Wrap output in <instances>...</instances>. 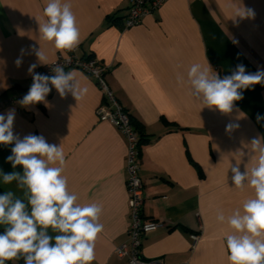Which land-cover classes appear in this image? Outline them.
<instances>
[{
    "label": "crops",
    "instance_id": "crops-1",
    "mask_svg": "<svg viewBox=\"0 0 264 264\" xmlns=\"http://www.w3.org/2000/svg\"><path fill=\"white\" fill-rule=\"evenodd\" d=\"M62 2L71 4L80 30V42L70 51L41 39L38 21L46 19L47 0H0V101L5 100L0 114L14 110L13 132L20 139L39 135L61 146L63 175L76 203L102 206L104 229L91 264H128L116 252L128 241L131 225L125 135L97 118L102 91L92 75L78 68L66 70L88 89L78 101L71 93L62 97L51 85L44 102L8 101L30 87L31 64L42 68L73 51L109 67L110 88L143 134L142 216L165 223L144 236L143 256L162 258V264H229L227 217L254 195L250 187H234L231 167L238 165L243 172L255 163L258 154L250 142L264 139V120L257 121L258 114L264 116V83L241 90L243 98L224 114L204 107L192 94L187 73L194 63L210 66L220 78L238 65L248 73L264 70V0H167L128 29L123 28L128 0ZM242 8L253 15L238 16ZM31 46L41 47L46 64ZM17 58H22L19 66ZM229 123L238 127L226 131ZM13 146L0 144V172L22 173V166L13 169L7 161ZM9 190L24 199L15 182L4 185L0 177V194ZM218 212L225 222L216 220ZM192 233L200 234L195 246Z\"/></svg>",
    "mask_w": 264,
    "mask_h": 264
},
{
    "label": "clouds",
    "instance_id": "clouds-1",
    "mask_svg": "<svg viewBox=\"0 0 264 264\" xmlns=\"http://www.w3.org/2000/svg\"><path fill=\"white\" fill-rule=\"evenodd\" d=\"M46 19L39 23L41 39L51 42L58 50H72L80 42V30L70 3L62 0H47L44 7ZM238 16L253 15L251 9H240ZM40 63L46 64L45 53L31 46ZM24 49H21V57ZM17 66L22 58H17ZM38 65L28 68L32 84L22 98V105L44 102L54 87L63 97L71 93L78 101L88 89L76 80L73 72L63 66L52 68L54 75L35 73ZM208 67L199 63L191 65L187 73L192 94L204 107L218 109L228 114L234 102L243 98V89L264 83V70L248 73L238 65L229 76L220 78ZM183 84V77H177ZM14 110L0 114V144H14L7 161L13 169L22 166V173L0 172L4 185L15 182L23 191L24 199L9 190L0 194V264L23 259L24 264H91L95 259V242L103 231L99 222L102 206L97 203L80 205L77 196L68 191V181L63 175L65 153L61 146L50 144L43 136L28 135L20 139L13 132ZM264 116L257 115V121ZM229 123L226 131L237 128ZM256 156L249 169L241 171L238 165L231 167L232 183L236 189L250 187L254 195L246 199L242 209H236L227 217L232 233L226 236V252L229 264H264V139L257 137L250 142ZM26 201V202H25ZM223 212L216 220L225 222ZM154 227V226H153ZM49 230L55 235L49 234Z\"/></svg>",
    "mask_w": 264,
    "mask_h": 264
},
{
    "label": "built area",
    "instance_id": "built-area-1",
    "mask_svg": "<svg viewBox=\"0 0 264 264\" xmlns=\"http://www.w3.org/2000/svg\"><path fill=\"white\" fill-rule=\"evenodd\" d=\"M129 11L124 19L123 28L128 29L142 22L143 17L160 6L167 0H128ZM56 65L63 66L65 71L71 68L81 69L92 75L102 91L103 101L96 109V116L99 120L110 121L116 125L125 135L128 142L127 154V187L129 193V207L131 225L128 231L129 239L117 246L116 252L121 258H127L128 264H162V258H147L141 253L143 238L150 232L156 231L165 226L164 222L157 220H146L142 216L144 205V181L140 175V137L130 113L122 106L107 80L109 67L101 63L95 57H79L75 51L65 56L59 54L58 57L45 67L36 69L35 73L43 75H54L52 68ZM32 84V79H31ZM31 86V85H30ZM30 88V87H29ZM29 88L23 93L11 97L8 101L15 102L22 100ZM5 100L0 101L2 105ZM154 226V227H153ZM193 246L200 239L199 233H192Z\"/></svg>",
    "mask_w": 264,
    "mask_h": 264
},
{
    "label": "trees",
    "instance_id": "trees-1",
    "mask_svg": "<svg viewBox=\"0 0 264 264\" xmlns=\"http://www.w3.org/2000/svg\"><path fill=\"white\" fill-rule=\"evenodd\" d=\"M115 20L118 21L119 18L114 19V20L112 19V21H115ZM89 57H93V56H89ZM130 116H131V115H130ZM131 120H132V123L134 124L136 130L138 131V128H137V126H136V124H135V122H134L132 116H131ZM138 133H139V132H138ZM139 137H140V149H141V147H142V140H143V134H142L141 132H140V134H139ZM3 230H4V229H0V233H2ZM6 264H24V261H23V259H20V260H16V261H9V262H6Z\"/></svg>",
    "mask_w": 264,
    "mask_h": 264
}]
</instances>
